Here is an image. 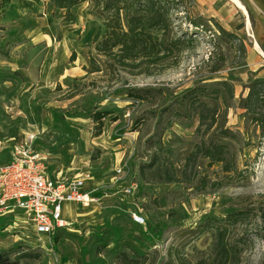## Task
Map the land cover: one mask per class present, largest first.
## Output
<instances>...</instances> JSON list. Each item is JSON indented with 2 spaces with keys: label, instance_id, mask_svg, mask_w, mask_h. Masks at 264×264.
Instances as JSON below:
<instances>
[{
  "label": "rangeland",
  "instance_id": "obj_1",
  "mask_svg": "<svg viewBox=\"0 0 264 264\" xmlns=\"http://www.w3.org/2000/svg\"><path fill=\"white\" fill-rule=\"evenodd\" d=\"M207 1L198 0L195 13L211 18L228 7L222 8L228 0H212L209 6ZM10 2L0 0V166L9 162L23 133L38 131L43 139L37 146L53 154L52 172L64 171L67 178L90 175L94 180L87 182L88 191L121 193L107 199L103 209L77 210L69 204L70 226L58 232L56 244L38 237L30 224L24 229L14 219L4 220L10 225L0 233V249L10 254L5 264H117L113 247L98 253L96 241L112 226L110 213L120 210L144 215L145 231L135 229L150 251L139 250L155 264H210L213 238L195 240L183 233L205 216L248 212L245 224L232 232V242L241 247L236 264H264V134L239 107L248 95L246 84L259 78L249 70L253 39L242 30L241 17L233 23L216 17L238 36L221 51L203 43L123 66L116 52L108 58L97 53L94 37L105 30L91 3L72 10L74 21L69 22L66 11L55 10L49 0H26L36 11L25 18L16 16ZM90 59L103 68L101 73L84 70ZM227 80L236 86L235 99L228 111H217L215 121L202 123L191 109L161 124V113L178 109L192 90ZM220 127L232 133L228 164L204 153V143L221 139ZM118 165L126 166V176L114 186ZM132 185L133 194H126ZM126 216L121 213L117 221L128 225ZM146 229H156L154 240ZM176 247L182 248L171 259ZM26 253L40 259L20 260Z\"/></svg>",
  "mask_w": 264,
  "mask_h": 264
},
{
  "label": "trees",
  "instance_id": "obj_2",
  "mask_svg": "<svg viewBox=\"0 0 264 264\" xmlns=\"http://www.w3.org/2000/svg\"><path fill=\"white\" fill-rule=\"evenodd\" d=\"M49 2L55 10H65V17L69 22L74 21L73 9L81 4L91 3L96 10L95 15L103 21L105 30L103 36L98 32L94 37L93 43L96 45L97 53L108 58L116 52L119 64L123 66L149 59L155 53H165L167 56L181 54L182 51L197 48L203 43L221 51L228 40H238L237 35L225 30L215 18L195 13L198 0H49ZM242 27L240 26L239 30ZM74 59L75 54L70 61L75 62ZM90 60V67H84V70L88 74L101 73L103 68L95 60ZM245 87L248 95L241 99L239 107L246 111L250 122L264 134V80H250ZM235 93L236 86L228 80L198 87L184 96L178 109L166 108L160 116L161 124L166 117L175 114L177 117H184L186 111L191 109L198 112L202 123L208 122L207 120L215 121L217 111L221 109L228 111L231 108ZM96 115L102 120L100 113ZM167 125L170 126L171 122ZM220 130L222 131L219 134L221 137L219 142L212 138L209 143H204V153L215 163L228 164L230 149L227 142L232 139V133L223 127H220ZM157 145L159 144L156 143L154 146ZM154 164L156 163L149 165L148 168H152ZM226 171L230 172L232 168ZM100 194L98 192L97 196ZM120 211L127 215L128 225L117 221L121 213L118 211L110 213V220L113 223L97 239V252L104 253L109 247H113L117 264H155L148 263L147 252L150 251L148 242L144 241L141 233H136L137 227L130 221L129 214ZM248 217V212H234L222 218L205 216L200 224L183 234L185 238L193 235L195 240H200L205 235L213 238L214 251L210 264H236L241 256V247L232 242V232L236 227L245 224ZM7 219L0 217V233L6 230V226H10L4 224ZM146 230V234L154 240L153 235H157L156 229ZM59 233L54 236L55 244L61 240ZM141 246L145 247L147 252L139 250ZM180 248L182 247H176V252L169 254V257L174 258ZM9 255L0 249V264H5ZM20 257V260L26 262L40 259L35 253H26ZM169 263L172 264L170 261Z\"/></svg>",
  "mask_w": 264,
  "mask_h": 264
},
{
  "label": "built area",
  "instance_id": "obj_3",
  "mask_svg": "<svg viewBox=\"0 0 264 264\" xmlns=\"http://www.w3.org/2000/svg\"><path fill=\"white\" fill-rule=\"evenodd\" d=\"M38 135V131L26 133L23 140L12 147L9 162L0 166V217L12 218L15 225H24V229L30 224L38 237L54 240L56 233L70 226L66 219L69 204L77 210L103 209L107 199L121 192L97 196L95 190L87 191V182L94 180L90 175L68 180L59 176L52 178L44 157L35 150ZM114 172L116 186L125 178L126 166L118 165ZM134 187L126 189V194H133ZM126 213L137 228L147 227L141 211Z\"/></svg>",
  "mask_w": 264,
  "mask_h": 264
},
{
  "label": "crops",
  "instance_id": "obj_4",
  "mask_svg": "<svg viewBox=\"0 0 264 264\" xmlns=\"http://www.w3.org/2000/svg\"><path fill=\"white\" fill-rule=\"evenodd\" d=\"M12 6H14V11L16 13V16L18 18H25L29 16L33 11L35 10V6H31L29 3L26 2V0H10ZM201 1V0H199ZM212 0L207 1L208 6L210 5ZM218 0H215V4L221 3L216 2ZM243 6L245 7V10L248 12V15L246 16L244 11L239 9L231 0H228L225 6H228L225 8V13L221 12L220 9L218 11H214L215 14H212L215 19L216 17L220 16V19L223 21H229V22H235L236 19H238V16L241 17V22L243 23V29L248 32V34L251 36V39H253V49L249 51L248 60H249V70L256 74L259 79L264 80V0H240ZM42 2H45V0H42ZM205 2V3H207ZM74 10V9H73ZM211 11V9H210ZM221 12V13H220ZM73 13V12H72ZM228 17V18H227ZM238 21V22H240ZM247 22L250 24L247 26ZM241 31V30H240ZM20 46L19 44H17ZM258 47H257V46ZM260 50V51H259ZM33 88V85L29 86L24 92L29 93ZM26 133H23V138ZM42 137L38 138V141H42ZM36 142L35 150L40 152V154L44 157L45 163L48 166L49 173L51 177H63L64 179H72L71 177L67 178V175L64 174V171H51V165L50 161L53 157V154L49 151L43 150L42 148L38 147L41 145V143ZM37 143L38 146H37ZM53 169V167H52ZM115 180L112 181V185H114ZM87 190V189H86ZM88 191V190H87ZM94 191V190H93Z\"/></svg>",
  "mask_w": 264,
  "mask_h": 264
},
{
  "label": "bare ground",
  "instance_id": "obj_5",
  "mask_svg": "<svg viewBox=\"0 0 264 264\" xmlns=\"http://www.w3.org/2000/svg\"><path fill=\"white\" fill-rule=\"evenodd\" d=\"M237 7H239V9H241L242 11H244L245 15H248V12L245 10V7L243 6V4L241 3L240 0H231ZM250 24L247 22V26H249ZM250 27V26H249ZM257 46V45H256ZM258 47V46H257ZM260 51V50H259Z\"/></svg>",
  "mask_w": 264,
  "mask_h": 264
}]
</instances>
